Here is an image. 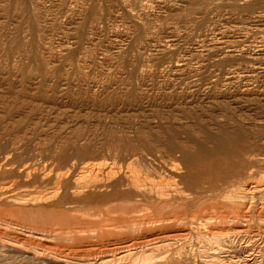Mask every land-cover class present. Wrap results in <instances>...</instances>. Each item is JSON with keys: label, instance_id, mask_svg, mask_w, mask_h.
Returning <instances> with one entry per match:
<instances>
[{"label": "rangeland", "instance_id": "obj_1", "mask_svg": "<svg viewBox=\"0 0 264 264\" xmlns=\"http://www.w3.org/2000/svg\"><path fill=\"white\" fill-rule=\"evenodd\" d=\"M263 37L264 0H0V264H264Z\"/></svg>", "mask_w": 264, "mask_h": 264}, {"label": "bare ground", "instance_id": "obj_2", "mask_svg": "<svg viewBox=\"0 0 264 264\" xmlns=\"http://www.w3.org/2000/svg\"><path fill=\"white\" fill-rule=\"evenodd\" d=\"M191 1V0H190ZM264 38V37H263ZM218 39V38H217ZM262 40V39H261ZM248 45V44H247ZM258 45V44H257ZM263 90V89H262ZM260 91V90H259ZM251 92V91H250ZM259 94V93H258ZM260 95V94H259ZM227 97V96H226ZM252 97V96H251ZM224 98V97H223ZM226 135V134H225ZM220 136H222V135H220ZM222 137H224V134H223V136ZM227 137V136H226ZM230 138H231V136H229ZM228 138V137H227ZM227 138H225V139H227ZM230 140V139H229ZM228 140V141H229ZM232 141H229V142H226V143H228V144H230ZM222 143H224V141L222 142ZM225 146H223V144L221 145L220 144V149L221 148H224ZM86 165V164H85ZM89 166V165H88ZM27 170H29V166L27 167ZM26 170V171H27ZM19 172H20V170H18ZM25 171V172H26ZM24 172V171H23ZM24 172V173H25ZM29 172L30 171H27L26 173L27 174H25V175H28L29 174ZM116 174V173H115ZM29 176H30V174H29ZM110 176V175H109ZM27 177V176H26ZM112 177V176H111ZM35 179V178H34ZM114 179H116V178H114ZM58 181H57V185L59 184V187H56L54 190H52L51 191V194H55L56 195V192L58 191V189H61L62 188V182L60 181V175L58 176V179H57ZM116 181V180H115ZM114 181V182H115ZM113 182V183H114ZM132 182L133 183H135V185L134 186H136V189H139V188H142V187H148L149 186V189L151 188V189H155V184H153V183H151V182H148V183H146V184H139V183H136V182H134L133 180H132ZM119 183V182H118ZM129 185V184H128ZM133 185V184H132ZM76 186V185H75ZM133 186V187H134ZM115 187V186H114ZM3 189V188H2ZM177 189H179V188H177ZM7 190V189H6ZM73 191V190H72ZM78 191V190H77ZM246 191V190H245ZM249 193V192H248ZM247 194V193H246ZM250 194V193H249ZM50 195V194H49ZM241 195V194H240ZM48 196V195H47ZM245 196V195H244ZM254 199V198H253ZM181 221V220H180ZM180 229V228H179ZM80 232V231H79ZM180 234V233H179ZM165 236V235H164ZM2 238V237H1ZM153 238V237H152ZM158 239H160V238H158ZM4 240H6V239H4ZM134 242V241H133ZM14 243V242H13ZM16 243V242H15ZM215 244V243H214ZM136 245V244H135ZM117 246V245H116ZM101 247V246H100ZM118 247V246H117ZM115 248V247H114ZM125 248L127 249L128 248V246H125ZM98 249V248H97ZM97 249H95V250H97ZM103 249V248H102ZM102 249H99V250H102ZM218 249V248H217ZM109 250V249H108ZM124 250V249H123ZM132 251V250H131ZM52 252V251H51ZM115 252V251H114ZM121 252V251H120ZM56 253V252H55ZM125 255H126V253H125ZM112 257V256H111ZM211 257V256H210ZM212 259V258H211Z\"/></svg>", "mask_w": 264, "mask_h": 264}]
</instances>
